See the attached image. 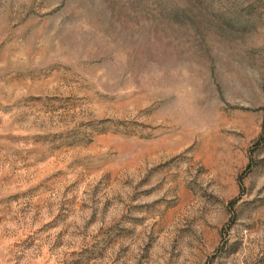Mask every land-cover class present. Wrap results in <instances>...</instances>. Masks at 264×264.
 Listing matches in <instances>:
<instances>
[{"label": "rangeland", "instance_id": "374dc122", "mask_svg": "<svg viewBox=\"0 0 264 264\" xmlns=\"http://www.w3.org/2000/svg\"><path fill=\"white\" fill-rule=\"evenodd\" d=\"M0 264H264V0H0Z\"/></svg>", "mask_w": 264, "mask_h": 264}]
</instances>
